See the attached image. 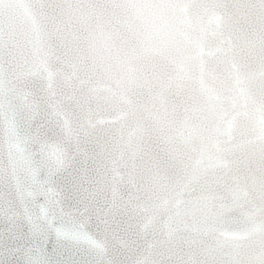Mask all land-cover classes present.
<instances>
[{"label":"clouds","instance_id":"1","mask_svg":"<svg viewBox=\"0 0 264 264\" xmlns=\"http://www.w3.org/2000/svg\"><path fill=\"white\" fill-rule=\"evenodd\" d=\"M138 2L36 0L15 24L4 5L5 158L20 141L53 190L95 195L93 264H264V0H146L155 27ZM42 119L61 164L30 142Z\"/></svg>","mask_w":264,"mask_h":264},{"label":"snow or ice","instance_id":"2","mask_svg":"<svg viewBox=\"0 0 264 264\" xmlns=\"http://www.w3.org/2000/svg\"><path fill=\"white\" fill-rule=\"evenodd\" d=\"M35 3L36 0H24L23 6L30 12ZM132 16L154 27L161 18L159 10L146 0L133 5ZM14 30L10 24L9 36ZM4 42L5 25L0 24V52ZM64 42L69 46V40ZM33 43L36 54L43 56L46 50L40 37ZM256 111L258 130L264 135V104L258 105ZM50 124L48 119L40 120L32 130L30 142L38 144L44 153L61 164L63 143L42 138V132ZM58 126L67 136L78 135L67 117L59 119ZM21 143L13 140L8 144L7 159L0 144V264H93L91 252L100 243L92 223L99 215L95 195L84 193L75 181L62 190H53L49 181L42 179L32 167V157L20 149ZM21 170L33 176L32 185L22 183ZM102 180V175L97 177V182Z\"/></svg>","mask_w":264,"mask_h":264},{"label":"water","instance_id":"3","mask_svg":"<svg viewBox=\"0 0 264 264\" xmlns=\"http://www.w3.org/2000/svg\"><path fill=\"white\" fill-rule=\"evenodd\" d=\"M5 4L9 5L8 17L13 24L18 22L22 18H27L30 15L29 10H27L23 6L24 0H0V24H4L5 22V12H4ZM19 147L22 150L25 149V145L23 143H21Z\"/></svg>","mask_w":264,"mask_h":264}]
</instances>
